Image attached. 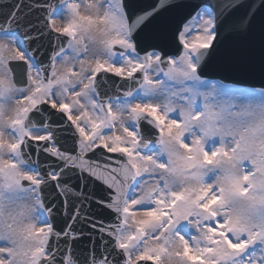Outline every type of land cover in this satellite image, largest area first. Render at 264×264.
Instances as JSON below:
<instances>
[{
  "label": "snow or ice",
  "instance_id": "obj_1",
  "mask_svg": "<svg viewBox=\"0 0 264 264\" xmlns=\"http://www.w3.org/2000/svg\"><path fill=\"white\" fill-rule=\"evenodd\" d=\"M26 7L0 8V264H264V28L225 46L264 0Z\"/></svg>",
  "mask_w": 264,
  "mask_h": 264
},
{
  "label": "water",
  "instance_id": "obj_2",
  "mask_svg": "<svg viewBox=\"0 0 264 264\" xmlns=\"http://www.w3.org/2000/svg\"><path fill=\"white\" fill-rule=\"evenodd\" d=\"M21 3L24 6V11L27 12V5L32 2V0H0V8L4 7L5 5H11L15 3ZM55 2V0H53ZM241 13L245 11V9H240L239 10ZM39 15L38 12H33L28 19L31 21H35L36 17ZM264 28V19H262L259 15L256 16V18L253 20L252 23V30L249 33L248 37H234V36H228L225 38V46L228 48H235L241 50L243 52L244 49L248 46L250 42H254L257 47V52H258V47H259V41H260V36H261V30ZM218 75L216 69L214 66H210L208 69V76L213 77ZM247 80V83L249 86L251 85H256L259 86L260 83V75L258 71V65H257V71L248 77H245ZM73 186L78 185L79 181L73 178ZM54 192V190H53ZM86 192L88 193H93L96 197H100L102 195L101 188L98 184H89ZM53 198L56 201L57 208L60 206V198L53 196ZM85 214L90 215L95 217L96 219H101L106 217L107 213L105 209L99 207L97 204L93 203L90 208L85 206ZM52 222L54 226L57 228L63 227L64 224L67 221V217L63 216L59 212H54V216L52 218ZM74 228H78L82 230L84 233H88L91 231V229L88 227L87 223H81L78 225H74ZM93 236H96V233H93ZM90 237L88 235L82 236L79 240L75 242V248L79 249L81 252L86 251L87 246L90 243ZM99 242V238L97 236V243ZM62 243V242H61Z\"/></svg>",
  "mask_w": 264,
  "mask_h": 264
}]
</instances>
